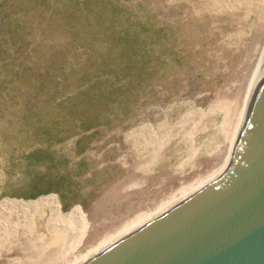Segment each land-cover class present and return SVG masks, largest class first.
I'll use <instances>...</instances> for the list:
<instances>
[{"label":"rangeland","instance_id":"1","mask_svg":"<svg viewBox=\"0 0 264 264\" xmlns=\"http://www.w3.org/2000/svg\"><path fill=\"white\" fill-rule=\"evenodd\" d=\"M216 1L0 0V201L62 218L7 214L0 264H71L224 164L264 19Z\"/></svg>","mask_w":264,"mask_h":264},{"label":"water","instance_id":"2","mask_svg":"<svg viewBox=\"0 0 264 264\" xmlns=\"http://www.w3.org/2000/svg\"><path fill=\"white\" fill-rule=\"evenodd\" d=\"M84 264H264V72L226 169Z\"/></svg>","mask_w":264,"mask_h":264},{"label":"bare ground","instance_id":"3","mask_svg":"<svg viewBox=\"0 0 264 264\" xmlns=\"http://www.w3.org/2000/svg\"><path fill=\"white\" fill-rule=\"evenodd\" d=\"M218 3H222L227 8H230V9H236L239 6H241V3H244L246 5L247 9H248V12H247L248 15H250L252 13H255L257 15V19L258 20H260V19L263 20L264 19V0H220V2L216 1V4H218ZM221 7L222 6H220V8ZM245 19H248V18H245ZM232 36H234V35L230 34V37H232ZM262 44L263 45H261L259 47L260 50H259V56H257V57H259L258 60H257V63L254 66L253 70L250 73H248L249 74V80H247V83L244 86L245 94H244L242 103L239 104V105L237 104V99H238L237 97H234V100H231V101L229 99H224L225 103L226 102L228 103L227 106L229 107V110H226L225 108H221L223 112L225 110H226V112H224V117L222 115L224 120L222 119L223 122L222 123L220 122L221 123L220 128L222 130H224L225 128H229V132L228 133L231 134V138H230L231 142H230V147H229V154H228V156L226 158V161H225L226 163L224 162V164L218 170L213 171V173L209 177H207L206 179L200 180V181H198L195 184H190V185H186V186L184 185V187L179 189V192L177 194L174 193L172 198H170L166 203H163L156 212L154 211L153 213H150V212L149 213H143V214L141 213L135 219H133L132 221L126 223L124 225L123 229L121 231H119L116 235L108 237L107 239L101 241L97 246H95L94 248L88 250L86 253L80 255L78 258H76L74 260V262L71 263V264H84L85 262L89 261L90 259H92L96 255L100 254L101 252H103L107 248H109L112 245L116 244L117 242L121 241L122 239H124L125 237H127L128 235H130L131 233H133L134 231H136L137 229H139L140 227H142L143 225H145L149 221H151L152 219L156 218L157 216H159L160 214H162L163 212H165L166 210H168L169 208H171L172 206H174L175 204H177L178 202H180L181 200H183L184 198H186L190 194L194 193L195 191H197L198 189H200L201 187H203L204 185H206L207 183H209L210 181L215 179L217 176H219L226 169L227 165L229 164V162H230V160L232 158V154H233L234 148L236 146V143H237V141H238V139H239V137L241 135V132H242L244 126H245V123H246V120H247V117H248V114H249V110H250V107H251V103H252L255 91L257 89V86L259 84L261 76H262V74L264 72V43H262ZM220 103L221 102H219L218 104H220ZM225 103H223V104H225ZM232 112H234V113H232ZM217 118H218V116H217ZM217 118H216V121H218ZM163 140L160 141L161 145H162V143H164ZM201 146H202V144L200 145V147ZM200 147H197L196 149H199ZM38 204L49 205L51 207V209H52V212H53V215L55 216V218L58 219V220H62V218L57 216L58 215L57 214V211H58V209H57L58 199L55 196H52V197L45 196V197H42V198H39V199H36V200H33V201H25V202H13V201L1 200L0 201V226H3V225L6 224L7 220L5 219V216L7 214H12L13 215V213L16 214L18 211L26 212V211L31 210V208L33 206H37ZM71 215H76L78 217L79 221H80L79 222L80 226H78L79 229H77L78 232L76 234V240H75L76 243H75V246H74V247H77L79 242H80L82 233H83V226L84 225H83V222H82V218H81L79 209H77V208L72 209V211L70 213H68V216H71ZM21 218H23V217H21ZM52 219L53 218H51V220ZM60 226H61L60 228H62V225H60ZM10 227H11V225H10ZM6 228H7V226H6Z\"/></svg>","mask_w":264,"mask_h":264}]
</instances>
